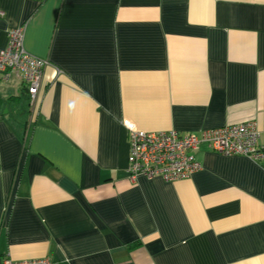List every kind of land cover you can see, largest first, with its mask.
Wrapping results in <instances>:
<instances>
[{
    "label": "crops",
    "instance_id": "0c3cea01",
    "mask_svg": "<svg viewBox=\"0 0 264 264\" xmlns=\"http://www.w3.org/2000/svg\"><path fill=\"white\" fill-rule=\"evenodd\" d=\"M21 25L49 64L34 107L0 85V264H264V161L202 144L131 181L124 125L254 120L264 148V0H0V48Z\"/></svg>",
    "mask_w": 264,
    "mask_h": 264
},
{
    "label": "built area",
    "instance_id": "2783aa9c",
    "mask_svg": "<svg viewBox=\"0 0 264 264\" xmlns=\"http://www.w3.org/2000/svg\"><path fill=\"white\" fill-rule=\"evenodd\" d=\"M24 26L7 30V43L0 48V85L14 76L34 107L41 86L43 73L49 64L24 48ZM128 133L129 155L127 172L131 181L138 177L161 178L173 182L189 178L200 169L196 151L202 144L222 155H241L261 164L264 148L259 145V130L254 120L203 129L199 134L170 131H143L125 121ZM3 264H53L47 258L13 260L5 258Z\"/></svg>",
    "mask_w": 264,
    "mask_h": 264
},
{
    "label": "rangeland",
    "instance_id": "374dc122",
    "mask_svg": "<svg viewBox=\"0 0 264 264\" xmlns=\"http://www.w3.org/2000/svg\"><path fill=\"white\" fill-rule=\"evenodd\" d=\"M10 91H11V90H10ZM10 91H9V92H10ZM11 92H12V91H11Z\"/></svg>",
    "mask_w": 264,
    "mask_h": 264
}]
</instances>
